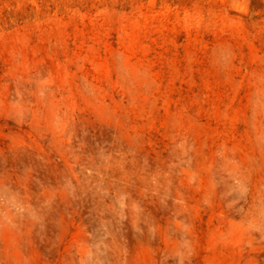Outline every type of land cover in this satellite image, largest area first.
Here are the masks:
<instances>
[{"label": "rangeland", "instance_id": "374dc122", "mask_svg": "<svg viewBox=\"0 0 264 264\" xmlns=\"http://www.w3.org/2000/svg\"><path fill=\"white\" fill-rule=\"evenodd\" d=\"M0 264H264V0H0Z\"/></svg>", "mask_w": 264, "mask_h": 264}]
</instances>
